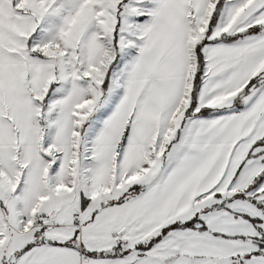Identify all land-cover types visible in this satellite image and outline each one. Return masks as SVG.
<instances>
[{
    "label": "snow or ice",
    "instance_id": "obj_1",
    "mask_svg": "<svg viewBox=\"0 0 264 264\" xmlns=\"http://www.w3.org/2000/svg\"><path fill=\"white\" fill-rule=\"evenodd\" d=\"M0 264H264V0H0Z\"/></svg>",
    "mask_w": 264,
    "mask_h": 264
}]
</instances>
